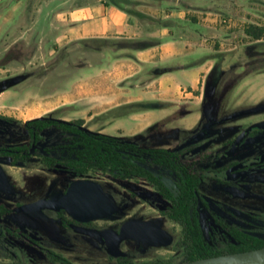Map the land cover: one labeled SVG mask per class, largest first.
Segmentation results:
<instances>
[{"label": "rangeland", "instance_id": "rangeland-1", "mask_svg": "<svg viewBox=\"0 0 264 264\" xmlns=\"http://www.w3.org/2000/svg\"><path fill=\"white\" fill-rule=\"evenodd\" d=\"M241 2L248 6V12L240 6L232 13L223 14L220 23L226 36L221 41L211 39V50L218 48L221 52L213 60L212 68L204 79L201 102L193 105L182 101L169 105V109L159 111L161 116H169L156 122L144 134L121 138L138 141L144 146L184 150L213 137L216 140L211 150H214L222 148L223 141L231 138L241 125L264 119V35L254 40L245 32L248 24L264 26V0ZM54 50L57 57L64 55V49ZM8 52L11 59L5 58ZM35 52L36 48L26 46L25 42H17L6 52L5 46L0 45V86L10 84L9 88L0 92V115L14 119L6 121L0 118V148L29 142L24 123L30 119L49 117L71 121L81 118L83 107L80 96L75 97L79 100L70 106L55 108L57 98L60 101L67 97L48 94L56 92L63 85L54 81L40 85L39 79L33 78L40 76L39 68H32L34 63L24 62ZM23 66L27 67L26 70ZM26 71L29 72L27 79L23 74L19 75ZM62 140L60 132L48 130L42 147ZM186 162L191 163L192 160L187 159ZM0 165L9 181L7 188L0 187V203H6L12 209L0 217V223L18 229L22 234L8 236L0 251L5 256L20 252L28 259V264H53L47 256V250H53L74 264H115L119 256L128 257L138 264L153 263L159 258L171 264L182 262L180 251L174 250L173 245L182 229L164 214L170 203L159 197L145 180L133 178L121 181L102 173L85 178L75 177L63 168L50 170L44 167L37 154L26 166H12L9 158L0 155ZM149 167L161 174L168 185L176 190V177L173 174L154 164ZM80 182L97 186L114 204L111 211H95L91 219L78 220L88 222L92 227L78 223L64 227L58 210L26 208L39 200L62 199ZM202 188L212 197L219 215L229 223L264 238V193L256 191L243 197L216 191L209 183H204ZM107 192L117 195L118 203ZM130 223L155 226L168 234L169 240L151 245L141 239L127 237L117 245H111L83 231L90 228L119 234ZM202 224L208 243L216 249H224L228 242H233L208 216L202 217ZM30 236L38 243L32 242ZM10 261L6 257L3 264Z\"/></svg>", "mask_w": 264, "mask_h": 264}, {"label": "crops", "instance_id": "crops-1", "mask_svg": "<svg viewBox=\"0 0 264 264\" xmlns=\"http://www.w3.org/2000/svg\"><path fill=\"white\" fill-rule=\"evenodd\" d=\"M244 5L241 0H124L120 5L0 0V45L5 52L17 42L36 48L24 63L39 68L40 76L33 78L40 85H63L48 94L67 97L57 98L55 108L80 96L88 129L139 137L169 116L159 114L169 105L201 102L204 79L221 52L211 50V39H224L223 14L240 6L248 12ZM52 49H64V55L57 57ZM26 73L19 75L27 79Z\"/></svg>", "mask_w": 264, "mask_h": 264}, {"label": "trees", "instance_id": "trees-1", "mask_svg": "<svg viewBox=\"0 0 264 264\" xmlns=\"http://www.w3.org/2000/svg\"><path fill=\"white\" fill-rule=\"evenodd\" d=\"M111 1L120 5L124 0ZM245 32L254 40H259L264 35V26L248 24L245 27ZM10 54L8 52L5 58L11 59ZM9 86L10 84L3 83L0 86V92ZM0 118L6 121L14 120L5 115H0ZM24 128L28 133L29 142L0 148V155L9 158L10 165L26 166L37 154L44 167L50 170L63 168L75 177L85 178L102 173L122 180L135 177L145 178L156 186L164 198L170 200L171 207L166 211V215L171 220L180 222L185 226L187 235L182 242L179 241L177 244V248L182 250L184 262L225 253L208 245L198 224L193 219L198 180L190 170V166L180 160L175 150L142 146L118 136L90 130L84 125V120L81 118L65 121L38 117L26 121ZM53 129L62 134L63 140L42 148L41 144L46 138L47 131ZM152 164L168 169L177 175L179 184L176 191L168 188L161 178L151 171L149 166ZM11 210L8 205L1 203L0 217L11 212ZM58 215L64 227H68L74 222V219L66 213L65 209H60ZM9 235L21 236L22 234L18 229L5 227L0 223V251L5 246ZM232 235L238 241L239 247L235 248L231 245V249L227 250L226 253L264 246V239L259 237L246 235L239 231H233ZM47 256L53 264L57 262L74 264L53 250H47ZM6 257L12 260L10 263L28 264V259L23 257L20 252L8 256L0 252V264H3ZM121 259L120 264H137L126 257Z\"/></svg>", "mask_w": 264, "mask_h": 264}, {"label": "flooded vegetation", "instance_id": "flooded-vegetation-1", "mask_svg": "<svg viewBox=\"0 0 264 264\" xmlns=\"http://www.w3.org/2000/svg\"><path fill=\"white\" fill-rule=\"evenodd\" d=\"M215 140L216 138L209 137L205 140L195 143L194 145H191L190 147L185 148L184 150L181 149L175 151L177 152V155L180 158V160L184 162H186L187 159L192 160L191 163H187V162L186 163L190 166V170L195 175V178L198 180L197 190L195 195L196 196L195 216L193 217V219L198 224L199 229L203 233L207 243L208 241L206 239L202 224L203 216H208L219 229L223 230V232L228 234V236L233 239V242H228L226 247L221 250L216 249L215 247H213L208 243V245L213 247L214 249L219 250L221 252H225L222 254H226L227 250L229 251L231 249L230 248L231 245L235 246V248L239 247L238 241L232 235L233 231H239L243 234L259 237L261 239L264 238L252 234L250 232H247L241 229L240 227L232 223H229L222 215H219L215 211V202L213 201L211 196H209L205 191H203L202 186L204 183H206L207 185L209 183L210 186H212L213 189H215L216 191H220V192L224 191L234 196L244 197L256 191H260L261 193H264V119L241 125L231 138H229L226 141H223L222 148L219 147V148H215L214 150H211V146L214 144ZM136 143L139 144L138 141ZM204 145L206 146L203 148ZM166 170L169 171L168 169ZM152 172L156 176L160 177L168 188L173 190L164 180L161 174L155 173L154 171ZM169 172L176 177V189H177L179 184V178L175 173L171 171ZM135 178L145 180L150 186L154 188V190L156 191L159 197L167 200L170 203V206L164 211V214L166 215V211L171 207L170 200L164 198L158 192L156 186L150 183L147 179L142 177H135ZM117 180L123 181L122 179H117ZM107 193L115 203H118L119 197L117 195H114L109 192ZM66 213L68 214L67 211ZM70 217L74 219V222H72L68 227H70L74 223L81 224L82 226L85 227H92L88 222H81L75 219L73 216ZM167 218L171 222L179 225L182 229V233L180 237L175 242H173L174 250L180 251L182 255V250L180 248H177V244L179 243V241L182 242L187 235L185 226L180 222L171 220L168 216ZM118 231H120V229H118ZM29 238L31 239L32 242H36V240L33 239L31 236ZM151 245H157V244H151ZM228 253H233V252H228ZM123 257L125 256L116 257L115 264H120L122 262L121 258ZM183 262L184 261L182 258L181 263ZM146 263H152V262H144L143 264ZM156 263L171 264L161 258L157 259L152 264H156Z\"/></svg>", "mask_w": 264, "mask_h": 264}, {"label": "water", "instance_id": "water-1", "mask_svg": "<svg viewBox=\"0 0 264 264\" xmlns=\"http://www.w3.org/2000/svg\"><path fill=\"white\" fill-rule=\"evenodd\" d=\"M0 186L5 188L9 186L7 175L1 165ZM113 206L114 204L110 198L97 186L87 182H80L74 185L62 199L39 200L27 205L26 208L28 210L43 208L65 209L77 220H88L94 216L95 211H111ZM83 231L97 239L105 240L111 245H117L127 237H135L150 244H161L169 240V236L159 228L143 223H130L119 234L90 228H84ZM178 264H264V246Z\"/></svg>", "mask_w": 264, "mask_h": 264}]
</instances>
